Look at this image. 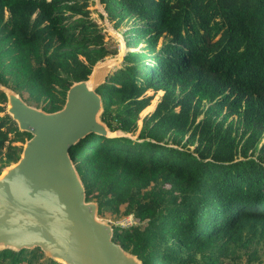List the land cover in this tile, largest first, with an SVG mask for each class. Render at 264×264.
Wrapping results in <instances>:
<instances>
[{"label": "trees", "instance_id": "trees-1", "mask_svg": "<svg viewBox=\"0 0 264 264\" xmlns=\"http://www.w3.org/2000/svg\"><path fill=\"white\" fill-rule=\"evenodd\" d=\"M100 2L116 29L134 22L128 52L97 88L101 120L124 135L88 133L69 147L87 200L98 216L136 219L112 225L113 239L142 264H244L245 250L247 264H264L251 249L264 241V0ZM88 7L0 0V174L31 137L1 115L3 87L54 112L74 82L118 57ZM150 90L163 94L132 138ZM37 252L2 249L0 264H32Z\"/></svg>", "mask_w": 264, "mask_h": 264}, {"label": "water", "instance_id": "water-1", "mask_svg": "<svg viewBox=\"0 0 264 264\" xmlns=\"http://www.w3.org/2000/svg\"><path fill=\"white\" fill-rule=\"evenodd\" d=\"M123 58L98 62L88 79L70 86L64 106L54 112L3 88L8 114L31 137L19 160L0 174V250L40 248L63 264H142L113 239V226L98 216V204L87 200L69 154L88 133L111 134L100 117L97 88Z\"/></svg>", "mask_w": 264, "mask_h": 264}, {"label": "rangeland", "instance_id": "rangeland-1", "mask_svg": "<svg viewBox=\"0 0 264 264\" xmlns=\"http://www.w3.org/2000/svg\"><path fill=\"white\" fill-rule=\"evenodd\" d=\"M88 8L90 10L91 17L93 19H95L96 21H98V23L102 27L103 33L105 34L106 41H107L109 48L114 49V48L118 47L120 50L118 57L117 56H115V57L109 56L107 58H104V60H109V59H117L118 60L120 58V55H122V54L125 55L129 50V47H127V45H126V49L123 48V44H126L125 35L123 32L127 31L129 28L132 27V23L134 22V19L126 18L122 22L121 28L116 29V27L112 24V22L108 21V12L104 8V5L101 4L100 0H89V7ZM118 64H116V65H118ZM147 93L153 94L154 91L150 90ZM154 94H155L154 99L152 100L151 104L148 106V108H146L140 114V119L138 121V125H139L138 129L136 131H132V132L127 133L128 136H130L132 138H137V136L140 133V129L142 127L143 118L155 109L158 101L160 100V98L163 94V91H158L157 93H154ZM30 104L34 105L36 107H39V108H42L44 106V102H42V101H37V102L35 101V102L30 103ZM2 105L6 108V111L1 113V115H4L5 113H8L7 112L8 100L4 101L2 103ZM13 135L14 134L12 133L10 135V137H13ZM111 135L112 136L124 135V133L122 131H117V132L111 133ZM29 138H30L29 135H24L25 141L28 140ZM24 140L19 141V142H15L14 144L23 147L24 143H25ZM0 165H1V162H0ZM3 171H4V169H3ZM124 209H125L124 207L121 208V211H124ZM99 217L102 220H105L106 222L110 223L111 225H113L114 227H117L119 229L130 228L136 223V219L132 215H126L122 212L110 213L107 211ZM251 249L256 250V259H254V263H258L259 261L264 262V241L259 242V243H255ZM31 261H32V264H59L58 262L50 261L48 259V256L45 253L41 254L40 252H37L33 256V258H31ZM240 262H242L244 264H247L250 262L247 250L240 252ZM4 264H9V263L6 262ZM22 264H28V261L25 260L24 262H22Z\"/></svg>", "mask_w": 264, "mask_h": 264}, {"label": "bare ground", "instance_id": "bare-ground-1", "mask_svg": "<svg viewBox=\"0 0 264 264\" xmlns=\"http://www.w3.org/2000/svg\"><path fill=\"white\" fill-rule=\"evenodd\" d=\"M123 48H125L126 49V44H123ZM121 56V55H120Z\"/></svg>", "mask_w": 264, "mask_h": 264}]
</instances>
